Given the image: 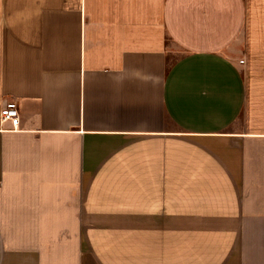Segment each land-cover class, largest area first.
Returning a JSON list of instances; mask_svg holds the SVG:
<instances>
[{"label": "crops", "instance_id": "1", "mask_svg": "<svg viewBox=\"0 0 264 264\" xmlns=\"http://www.w3.org/2000/svg\"><path fill=\"white\" fill-rule=\"evenodd\" d=\"M252 21L264 0H0V264H264Z\"/></svg>", "mask_w": 264, "mask_h": 264}, {"label": "rangeland", "instance_id": "2", "mask_svg": "<svg viewBox=\"0 0 264 264\" xmlns=\"http://www.w3.org/2000/svg\"><path fill=\"white\" fill-rule=\"evenodd\" d=\"M251 31L248 28V43H249V49L251 50L250 54H247L245 57L248 61V63H261L264 62V25L263 28L260 30H255V24L254 21L250 23ZM262 33V34H261ZM241 44V40L239 42ZM239 43L237 45L239 46ZM236 46V45H235ZM236 48H238L236 46ZM175 51V50H174ZM176 56V54L174 55ZM242 58V57H241ZM173 188H179V183L174 182L172 183ZM163 233V231H161ZM181 231L179 230H173L172 231V237L173 238H179L181 236ZM176 246L173 244V249Z\"/></svg>", "mask_w": 264, "mask_h": 264}, {"label": "built area", "instance_id": "3", "mask_svg": "<svg viewBox=\"0 0 264 264\" xmlns=\"http://www.w3.org/2000/svg\"><path fill=\"white\" fill-rule=\"evenodd\" d=\"M0 120L1 123H9L13 129L19 126V112L14 101L4 102L0 109Z\"/></svg>", "mask_w": 264, "mask_h": 264}]
</instances>
